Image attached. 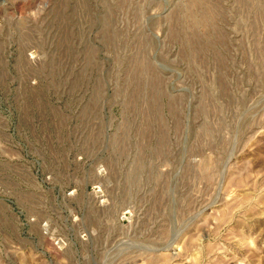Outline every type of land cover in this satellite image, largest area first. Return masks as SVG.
I'll list each match as a JSON object with an SVG mask.
<instances>
[{
    "label": "rangeland",
    "instance_id": "1",
    "mask_svg": "<svg viewBox=\"0 0 264 264\" xmlns=\"http://www.w3.org/2000/svg\"><path fill=\"white\" fill-rule=\"evenodd\" d=\"M0 264H264V0H0Z\"/></svg>",
    "mask_w": 264,
    "mask_h": 264
}]
</instances>
